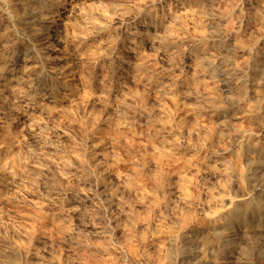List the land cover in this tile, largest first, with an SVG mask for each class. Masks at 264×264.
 I'll return each mask as SVG.
<instances>
[{
    "label": "clouds",
    "instance_id": "9594fccd",
    "mask_svg": "<svg viewBox=\"0 0 264 264\" xmlns=\"http://www.w3.org/2000/svg\"><path fill=\"white\" fill-rule=\"evenodd\" d=\"M0 264H264V0H0Z\"/></svg>",
    "mask_w": 264,
    "mask_h": 264
}]
</instances>
